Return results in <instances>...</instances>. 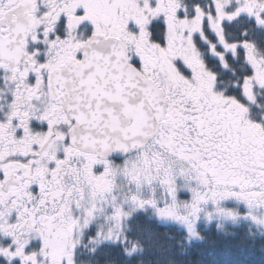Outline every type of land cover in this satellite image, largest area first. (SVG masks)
<instances>
[{"label":"snow or ice","instance_id":"snow-or-ice-1","mask_svg":"<svg viewBox=\"0 0 264 264\" xmlns=\"http://www.w3.org/2000/svg\"><path fill=\"white\" fill-rule=\"evenodd\" d=\"M0 264H264V0H0Z\"/></svg>","mask_w":264,"mask_h":264},{"label":"trees","instance_id":"trees-1","mask_svg":"<svg viewBox=\"0 0 264 264\" xmlns=\"http://www.w3.org/2000/svg\"><path fill=\"white\" fill-rule=\"evenodd\" d=\"M262 253L259 251V248L255 249L253 254L250 256L251 259L255 261H259ZM198 258V251L196 249H193L191 254V259L196 260Z\"/></svg>","mask_w":264,"mask_h":264}]
</instances>
